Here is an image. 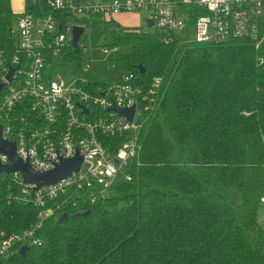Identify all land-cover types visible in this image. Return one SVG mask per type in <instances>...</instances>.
Returning a JSON list of instances; mask_svg holds the SVG:
<instances>
[{
  "label": "trees",
  "instance_id": "16d2710c",
  "mask_svg": "<svg viewBox=\"0 0 264 264\" xmlns=\"http://www.w3.org/2000/svg\"><path fill=\"white\" fill-rule=\"evenodd\" d=\"M35 1L25 13H52ZM52 14L89 29L92 45L129 48L113 58L117 69L144 84L161 78L159 100L143 119L131 181L92 203L75 195L39 220L0 178V244L31 233L0 264H264V39L165 43L158 30ZM14 18L1 9L0 47L14 43Z\"/></svg>",
  "mask_w": 264,
  "mask_h": 264
},
{
  "label": "built area",
  "instance_id": "2783aa9c",
  "mask_svg": "<svg viewBox=\"0 0 264 264\" xmlns=\"http://www.w3.org/2000/svg\"><path fill=\"white\" fill-rule=\"evenodd\" d=\"M262 1L46 0L44 3L52 13L68 11L77 18L105 22L115 20L118 15L145 12L147 24L151 22L153 30L163 33L165 43L178 39L184 43L224 45L248 39L258 48L264 39L260 31L264 19ZM35 4L32 0L29 7ZM52 13L17 16L11 31L12 47H0V84H4L0 91L2 139L13 143L17 157L36 172L51 171L76 154L82 159L78 172L38 189L25 184L18 172L0 174L16 189L17 200L41 210L39 220L75 195L87 197L92 203L96 195L105 194L118 183L131 181L130 168L142 151L143 119L154 112L162 84L158 77L144 84L135 73L117 69L112 61L117 48L92 45L87 28L83 27L78 51L73 52L72 29L81 25L63 22ZM185 32H192L190 40L179 37ZM84 37L88 47L80 45ZM97 48H101L106 62L111 64L109 68L118 72L115 81L93 74L89 60L80 57L81 51ZM71 51L73 56L69 54ZM68 62H75L78 72L76 77L65 81L62 70ZM10 71L11 81L7 82ZM113 108H134L132 121ZM6 164L7 156L0 153V165ZM30 234L14 235L2 242L0 259L8 257L13 242H20Z\"/></svg>",
  "mask_w": 264,
  "mask_h": 264
},
{
  "label": "water",
  "instance_id": "95a60500",
  "mask_svg": "<svg viewBox=\"0 0 264 264\" xmlns=\"http://www.w3.org/2000/svg\"><path fill=\"white\" fill-rule=\"evenodd\" d=\"M46 2V0H44ZM29 10L31 8L29 7ZM151 22H148V27H151ZM84 28L81 26H74L72 29V39L71 46L73 47V52L78 51V41L80 37L83 36ZM140 74H144V70L141 66L138 67ZM12 72L10 71L6 80L7 82L11 81ZM4 87V84H0V91ZM113 111H116L120 116L126 117L129 121H132L134 115V108L131 109H118L113 108ZM0 153L4 154L8 158V164L2 166L0 165V174H9L12 172H18L25 184L34 185L35 189L40 188L41 186L54 185L58 181L66 179L71 173L78 172L81 166L82 159L77 154L74 158L70 160H62L60 164L53 170L48 172H36L27 162L21 161L17 155L15 154V146L13 143H9L4 141L1 136V128H0ZM88 212L81 214L82 216H86ZM27 251L26 247H22L19 251V254L23 256Z\"/></svg>",
  "mask_w": 264,
  "mask_h": 264
},
{
  "label": "rangeland",
  "instance_id": "374dc122",
  "mask_svg": "<svg viewBox=\"0 0 264 264\" xmlns=\"http://www.w3.org/2000/svg\"><path fill=\"white\" fill-rule=\"evenodd\" d=\"M5 1L6 0H0V12L2 8L7 7ZM135 14L139 16L138 22L135 19L133 20L129 19V20L123 21V23H125L126 25L135 23L134 25L141 28L143 31L153 30V28L148 27V24L146 22L145 16H148L147 13L139 12ZM262 14L264 15V0L262 1ZM14 25H15V20L13 19L12 28L15 27ZM86 33L87 32L85 31V34ZM179 37L187 38V40H190V37H192V32L182 33L179 35ZM263 38H264V35H263ZM80 45H84L85 47H88V42L86 41L85 37L82 38V40L80 41ZM100 49L101 48H97L95 50H86L85 52L81 51L80 57L83 59L89 60V69L93 74L97 75L98 77L110 80V81H115L118 78L119 74L116 70L109 68L111 64L106 62V56L102 54ZM128 52H129V48L120 47V48H117V52L115 56L127 54ZM113 58H112V61H114ZM76 65L77 64L75 62L74 63L68 62L67 66L62 70L63 79L65 81H70L72 78L76 77L77 72H78V68ZM260 216H261V219L264 220V203H261Z\"/></svg>",
  "mask_w": 264,
  "mask_h": 264
},
{
  "label": "crops",
  "instance_id": "0c3cea01",
  "mask_svg": "<svg viewBox=\"0 0 264 264\" xmlns=\"http://www.w3.org/2000/svg\"><path fill=\"white\" fill-rule=\"evenodd\" d=\"M31 1L32 0H6L5 3H6L7 7H4V8H8L11 11L12 15L16 18L17 16L24 14L26 12V10L29 6V3ZM15 18H14V20H15ZM115 18H116L115 21L124 27H137L136 25H134L135 23H131L130 25H126L125 23H123V21H125V20L135 19V20H137V22L139 20V16L137 14L118 15ZM261 198H264V195ZM261 203H264V202H261Z\"/></svg>",
  "mask_w": 264,
  "mask_h": 264
}]
</instances>
